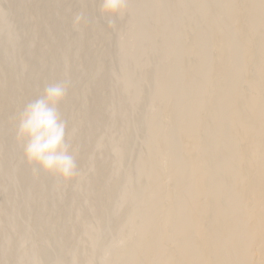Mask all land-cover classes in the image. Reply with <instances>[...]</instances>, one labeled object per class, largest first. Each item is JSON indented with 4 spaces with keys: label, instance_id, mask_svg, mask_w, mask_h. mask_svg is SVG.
I'll use <instances>...</instances> for the list:
<instances>
[{
    "label": "bare ground",
    "instance_id": "obj_1",
    "mask_svg": "<svg viewBox=\"0 0 264 264\" xmlns=\"http://www.w3.org/2000/svg\"><path fill=\"white\" fill-rule=\"evenodd\" d=\"M7 1H10V0H6V2ZM25 1H27V0H25ZM34 1L35 0H33V2ZM38 1H40V0H38ZM44 1L45 0H43L41 2L44 3ZM130 1L131 2H136L138 0H130ZM170 1L169 0H156V1L155 0H144L141 3V5H140V9L144 10V11L150 10V11L153 12V15H152V17L150 19V25H149L148 31L146 33L140 35V37H135L136 35H133V34L128 36V41L126 43H124V45H122L120 47L119 51L128 50L131 47L135 46L136 43L138 44V42L148 43V45H149L151 42H154L156 40V39H154V37L156 36L157 29L159 30L160 29L159 27H161V26H162V29L164 27V31H165V33L163 32L164 35L161 36L160 32L158 33V35L160 34L159 36L161 37V39H158V40H160V43H159L158 46H159V48L161 47L160 49H162L163 45H167L168 44V46H169L170 43H171L170 46H172V44H173V46H175L174 42H176V44L178 43V45H176L177 48H175V49L173 47L169 46L170 48H173V51L174 50L177 51V49L179 50V48H180V51H177L178 53L176 52L178 54V56L175 55L176 53L174 54L175 56H171V57H175L176 58L175 62L174 61L170 62V60H168L171 57L167 58V62H168L169 68L171 66L170 63H172V62L176 63V64H174L176 66L177 65L183 66L182 68H175L176 67L175 66L173 68L171 67L170 69L171 70L172 69L173 70H176V69L181 70V69H183V73L180 72L181 75L178 78V82H179V84H181V83L184 84V82L188 83V89L187 88H186L187 90L185 89L186 90L185 93H187L185 98L187 100H186V102L185 101L184 102L187 103L189 101V103H191V102L196 101V99L194 98V95L198 96V97L200 95L199 98H203V97H201V95L204 94V95H207V97L204 96L205 99H199V100L197 99L198 102L194 103V105L196 104L195 106L192 103L193 108L191 107L189 109V107H190V106H188L189 103H188V105L186 104L188 107H185L186 105H182L184 108L182 107L180 111H178L179 110L178 108H174V109H177V111H178L177 114H175L176 113V111H175V113H174L175 115L171 114L170 110H172V109H166V110H169L168 113L171 114V115L167 116V117H169L168 119L160 120L161 118L159 117L160 116V114H159L160 113V109L159 108H158L159 110L157 109L159 112L154 111L153 114L150 113L151 116L155 117V119L157 118L156 120L159 123H156V125L154 123V125L151 126L150 124H153L154 120L152 121V119H154V117H152V119H150L151 116L149 117V119H150V121H152V123L146 124L147 125L146 126L147 130H145V131H147V134H149V136H150V142H149L150 145L148 143V147H147V149H148L147 150L148 151L147 155L148 156L144 157L140 161L139 168L143 169V168H146V167H149V166H155V167H157V169H159L160 173L159 174L156 173L157 170H156V172H154L155 168H154L153 172L156 173L158 176L162 175L163 178L161 176L160 177V181H159V178H158L157 175H153V174H151L152 176L148 175V177L149 176L150 177L147 179V181L150 180L149 182H154V183L156 181L155 184L157 186H155L153 188H152V186H154L155 184L154 185L152 184L151 188H150V186H148V187L146 186L147 187L146 189H143V188H145L144 184H141V185L139 184L140 188L142 189V191L145 192V194H144L145 195V202L154 201L157 205L155 204L156 206H155L154 209L152 208V210H148L149 207H147L148 209H146L145 204H143V206L141 208V211L139 213H134L132 211L131 212L132 214H130V213L126 214V217H125L126 220L131 222V224H134L135 227L136 226H142V231L143 232H141L142 234L139 235V236L142 235L141 238H136V236H135L136 240H134L133 242L131 241L132 244H130L131 247H134V246L136 247L139 244L140 246H137V249L140 247V249H138L139 251L137 252V249H136V253H132V252H135V251L130 250L131 249L130 247H129V249H126V248H128V245H129L127 243V245H126L127 247L125 248V252L124 251L122 252L121 257L126 258V259H130L131 260L130 264H264V38H263L264 37V0H237L238 1L237 4L235 3L236 2L235 0H205V1L204 0H180L181 2H179V0L178 1L174 0L176 3L177 2L182 3L184 1V2L187 3V5L188 4H193V7L195 6V8H197V12L194 10V14H196V13H198V15H200L199 13H201V15L203 14V20H204V16H206L204 23H202V26L200 28L198 26H197L198 28H196V29L194 28L195 29V31H193L194 35H191L192 33L191 34L186 33L187 37H188V35H191V37L198 36V35H201V37H203L202 35L207 36V37H205V39H204V37L200 39V40H202V39L206 40V42H203L204 45L200 44L198 42V40H197L198 38L193 37V38H195L197 40V42L200 44V46L197 44V42H196V44L198 46H196V44L192 43L195 40L192 41L190 39H193V38L189 39V37H188V39H189L188 40L185 37L186 34H185V36L181 35V33L183 34L185 31L188 32V31L194 30L193 28L190 27V25L192 23L191 24L189 23V25H188V24H186L188 21L184 22L185 20L183 19L184 21L182 20V23L184 25H187V26L185 28H183L184 25L182 26V29H184L183 30L184 32L182 31L180 33L181 36L177 35L178 32H176V33L172 32V31H175L173 29L175 28L176 22L178 20L180 21L182 19L181 16L184 13H186L185 9H184L185 10L184 13H182L181 12L182 11L181 8L178 6L180 8V11H175V12L173 11V13H171V15L169 17L165 18V19H162L163 17L161 18L160 16L159 17L157 16V12L156 11H159L158 9L165 8L167 6L168 9L170 10V8H172L174 6L173 5L171 7L170 3L173 0L171 2ZM17 2H18V0H17ZM22 2L23 1H20L21 5L18 3L21 6V10L20 11L22 13V14L19 13V15L22 18H24V19L26 18L25 20L34 19L36 21L37 25H40V26L46 25V23L49 26L50 24H53V23H50L51 21L52 22L54 20H55V22H56V20L59 21V25L57 23V25L59 27L57 25L55 26L56 23L54 22L53 27L55 26L56 28L53 29L52 26H50L52 29L49 27L50 29L49 28H48L49 30L47 29L48 31H47V33L45 32V35H43L44 32L42 33L41 31L40 32L42 33V35H41V33L38 34L39 32L37 30L35 34L33 33L34 34L32 36L33 39L31 38L32 40H30V42H28L26 40L24 41V43H26V46H29V48H28L29 51L27 53V57L31 61V62L30 61L29 62L32 63V61H34L33 62V65H34L35 64V60L34 59H36V58L38 59V58H40V56H43V55H40L39 51H38V49L40 50L39 47L41 46V44L43 45L45 42L47 43V41H49L48 39L51 38V39H54V43L52 42L53 44L52 43L51 44L52 45L55 44V45L58 46L60 41L59 42L57 41V43H56L55 40L56 39L57 40L61 39V38H59L61 35H62L61 36L62 38H63V35L68 36V34H69L68 31H67L68 27L67 28L65 27L66 18H65V20L63 19V22H65V23H63V22H62L63 24L60 23V21L62 20V17H61L62 15L61 14H63L62 13L63 11H61V14H60L61 16H60L59 14H56L58 10L56 11V13L53 12V10H52V7L54 5L58 6L59 2L57 4H53V3L57 2V0H46V2H49L48 4H51V2H53L51 4L52 7L50 6L51 10L48 9L49 7L48 8L45 7L46 3L44 4L45 5L44 6L40 2L41 3L40 4L41 6H40L39 2H38V5L36 4L34 6V4L37 2V0H36V2L34 4L31 3V1H29V4L33 5L32 7L30 5H29V7H27V6L24 7V6H22L23 5ZM61 2L63 3V1H61ZM11 3H13V4H10V2L8 3V5L10 4L9 5L10 7H7V8H9V10H11V12H13L15 14L16 11H14V10H16V8H14V7L12 8V6H11V5L15 6L14 5L15 3H14V1L12 2V0H11ZM81 3H83V2H81ZM96 3H98V2H96ZM172 3H174V2H172ZM176 3H175V7L177 6ZM223 3H225L224 5H227V9H228L229 3H233L234 4V6H233V4L230 5V9H229L230 12H232L231 9L233 10V8L236 6V8H235V10H233V12L236 11L235 13H239V12L241 13V11H243V9L244 10L247 9L248 10V14L244 15V13L247 10L242 13V16H240L241 14H239V15L236 14L238 16V19L236 17L235 24H233V25H232V23L234 21H231L232 22L231 23L228 20V22H230L231 25H232V26H229L230 23L228 24L227 21L223 22L226 19V17H224L225 19L221 18V17L224 16L225 11L223 12V10L226 8L224 5H221V7H220V4H223ZM25 4H27V2ZM83 4H88V3L84 2ZM98 4H96V5L98 6ZM19 5H17V6H19ZM62 5L60 4V8L64 7ZM94 5H95V3H94ZM94 5L93 6H92V4L91 5H81L80 9H81V11L84 12V14L86 16L87 14L89 15V13L91 11H93L95 8L97 10L98 7H96V6L94 7ZM180 5H182V4H180ZM37 6H39V7H37ZM222 6H224V7H222ZM231 6L233 8H231ZM178 7H176V9ZM10 8H12V9H10ZM56 8H58V7H56ZM63 9L64 8H62V10ZM60 10L58 11V13L60 12ZM98 11H99V9H98ZM95 12H97V11H95ZM230 12H226V13H228V15L230 17H232L229 14ZM233 12H232V14L234 15L233 19H235L236 15ZM66 13H67V11H66ZM191 14H188V15L192 17L193 14L192 15ZM63 15H66V17H68L67 14H63ZM186 15H187V13H186ZM186 15H184V16H186ZM226 15L227 14H225V16ZM91 16H89V17L91 18ZM184 16H182V17H184ZM186 18H188L187 20L190 21L189 17H186ZM221 19H224V20L222 21ZM233 19L230 18V20H233ZM249 19H251L252 21H250L251 23H248V24L249 25L252 24V25H251V27L249 26V29H247L248 26H246L245 24H247ZM29 20H28V22H29ZM92 20H93V17H92ZM92 20L88 21V23H90V22L91 23L87 27L83 26L84 23H82L80 25V27H79L80 28V30H79L80 32H78L77 37H74L75 39L73 38L74 41H73L72 45H76V47H77V44H79V42H81L80 44H82V45L80 47H82V46H84V44H83L84 42H87V43L91 42V40L93 38L92 36L95 37V38H93L94 40H96V38H100L99 36H102V35L105 36L103 38V40L107 37L106 35H104V32H106L105 29H103L104 27L98 25L97 23L92 22ZM35 21H34V23H35ZM67 21H68V19H67ZM94 21H95V18H94ZM173 23H175L174 28L171 27V25ZM179 25H181V24H179ZM192 26H193V24H192ZM245 26L247 28H245ZM194 27H196V26L194 25ZM19 28H20V26H19ZM171 28H172V30H171ZM190 28H191V30H190ZM37 29L40 30V28H37ZM180 29H181V26H180ZM250 29H251V31H250ZM42 30H45V28L42 29ZM160 31L162 32V30H160ZM177 31H179V29ZM89 35H91V37H92V38L91 37L88 38V40L91 39L90 42L86 41V36L88 37ZM66 38H64V39L66 40ZM84 38H85V40H84ZM64 39H61V40L63 41ZM234 39H236L237 42H238V40H239V42L241 41V43L238 45L239 48L235 50V49H233L232 47L229 46L228 48H232L234 51L233 50L232 51L231 50H227L226 46L229 43L228 41L234 40ZM261 39H262V41H261ZM34 40L37 42V44H36V42ZM83 40H84V42H82ZM94 40L92 42L95 43ZM151 40H154V41H151ZM32 41L35 42V45H39V46H36L38 48L37 52L35 50L36 47L34 45H32L34 42L31 44ZM107 41H103V42H107ZM49 42H51V41H49ZM92 42H91V44H92ZM24 43H22L23 44L22 46L25 47ZM87 43H85V44H87ZM144 43H142V44L144 45ZM48 44H44V45H48ZM33 46L35 48L34 49H30V47H33ZM48 46H50V44ZM48 46H47V48H48ZM54 46H52V47H54ZM62 46H63V48H64V46H69V43H68V45L64 44ZM92 46H93V44H92ZM92 46H90V47H92ZM146 46H147V44H146ZM60 47H61V43H60ZM87 47H85L84 49H86ZM148 47H152V46H148ZM154 47H155V45H154ZM233 47L235 48V46H233ZM47 48L44 47L43 52ZM51 48L48 49V50H51ZM57 48L58 47H56V49ZM61 48H58V49H60L62 51ZM68 48H66V50H67L66 52H69L70 49H71V48H69V49ZM159 48H157L158 51H159ZM204 48L213 50V53L211 54L212 55V59H211L210 56H208V53L207 54L204 53V54L207 55L206 56L207 59L210 58V60H212V64L211 65H210L209 62H207V63H209V66L205 65L206 59L202 57V56H204V54L202 56L201 55L199 56V53H203V51L205 50ZM28 49H26V50H28ZM42 49H43V47H42ZM58 49L56 50V52H55V50L52 49L53 52L50 51V53L51 54L52 53L54 54V52L58 53L57 51H60ZM151 49L150 50L148 49V52L151 51ZM153 49H155V48H153ZM153 49H152V51H153ZM31 50H33V51H31ZM34 50H35V52H34ZM48 50H47V52H49ZM86 50H88V49H86ZM212 50H211V52H212ZM40 51H42V50H40ZM107 51L108 50H105V52L102 53V55L103 56L105 55V57L109 56ZM47 52L44 53L45 54L44 57L47 56V55L48 56L51 55V54H46ZM60 52H59V54H60ZM156 52L157 51L155 50V53ZM204 52H206V51H204ZM63 53H62V55H63ZM72 53L75 54L74 52H72ZM72 53H71V55H73ZM153 53H154V51H153ZM170 53H172V52H170ZM170 53H167V54H169V56H170L171 55ZM41 54H42V52H41ZM59 54H58V58H56V59L54 58L55 61L57 59H60L61 57H63V56L60 57L61 54L60 55ZM111 54H112V57H114L115 53L111 52L110 55ZM54 55L57 57L56 54H54ZM66 55H67V53H66ZM146 55H148V54H146ZM149 55H148V57H149ZM172 55H173V53H172ZM152 56H154V55H152ZM196 56L197 57L199 56V58H194ZM27 57H26V59H27ZM50 57H52V56H50ZM112 57H111V59H112ZM189 57H192V59L194 58V60H196V59L198 60V59H202V58L203 59L199 60L198 62H197V60L194 62V60L193 61H189L188 60V59H190ZM31 58L33 60H31ZM41 58H40V60L42 61L43 58L42 59ZM63 58L66 61L68 60L67 57H65V55H64ZM74 58H76V56H74ZM52 59H53V57H52ZM40 60L38 62L37 61L36 62L39 63V62H41ZM69 60H70V58H69ZM74 60H71V61L73 62ZM163 60H165V59H163ZM171 60H173V59L171 58ZM203 60H205V62ZM210 60H207V61H210ZM23 61L24 62L20 63V67H21V69L27 67L28 68V73H29L28 76L31 78L30 75H32L33 73H36L34 71H37L35 69L36 67L33 68L32 64H31L32 65L31 66L29 62L26 63L25 60H23ZM60 61H59V63H60ZM157 61L160 62V60L153 61V57H152V59L146 57V58H144L143 62L141 61L142 63L140 64V66H142L141 68H143V70H146L147 68H150V67L153 68V71H151V74H149V72H147V71H144V72H147V74H149L150 76L148 75L146 77L145 73H144V75H145L144 77L145 78L143 77L144 79L142 78L143 74H141V76H139L140 80L141 79H143V80H142V82H139V80H138V84L140 83L141 85L137 84L139 86L137 88V91L140 94H142V97L140 95V97H141L140 98L139 95H137L139 93H136V94L133 93L132 92L133 90L121 89V91L124 92V95H126L125 97L123 96L124 97V99H123L124 101H126V102L128 100L132 101L133 99H135V97H139L140 98V102L143 101L141 99H144V101L142 102V105H140V103H138L139 105L137 104L138 105L137 107L140 106V108H141V106H142V108L144 109L145 107H147L149 105L151 99H153V98L147 97V94H146L147 93L146 90H148V89H146L147 88L146 85L148 83V80H150L151 78L154 79V76L158 80L157 76H160L162 74V73L160 74L162 63L160 65ZM202 61L204 63H200ZM9 62H7V63L4 62V63L7 65ZM14 62L15 61H13V63ZM51 63H53V64L50 66ZM51 63L47 66V68L50 66L47 69L48 70L47 71L48 72L47 75H50L51 76V77L49 76L50 78H52L51 73L54 72V69H56L55 74H57V70H58V68H56L58 65H54L56 63L58 64V62L56 61V62H51ZM165 63H166V61H165ZM5 64H3V65H5ZM6 65L5 66L0 65V79H1V77H3L2 76L3 74L9 73V72H13L15 70L14 67H16V65L15 66L13 65V67H12L13 71L8 70L9 67H7ZM9 65L10 64H8V66ZM86 65H85V68L86 69L88 68L87 70H89V68H91V66L89 67L90 64L89 65L86 64ZM35 66H36V64H35ZM205 68H207L208 71ZM231 68H233V69L234 68H236V69L238 68V71L241 72V73H238V74L239 75L242 74L240 76H244L245 75L246 78L248 77L247 80H246L245 77H243V78H245L244 79L245 81H244V80H242L241 77L236 75L237 77H239V78H236V79H239L240 82H242V81L245 82V83L243 82L244 83L243 85L247 84V88H248V90L250 91V93L252 95H250L248 97L247 96L248 93H246V91H245L246 95L243 94L242 91L245 90L246 86H241L242 87V89L240 88L241 90L238 89L237 83H239V85H241L242 83H240L238 80L236 81V79H234L236 82H234V80H231V81H233L237 85L236 86L237 87V91L234 90L233 93H230V92L227 93L229 87H231L230 91L232 92V90H233L232 86H229L227 88V91H225V92L223 91L222 87L225 86L223 83L224 82L228 83V81H229L228 78H231L232 74L236 71V69H234V71L232 70V74H231V76H229V71L231 72V70H230ZM60 69L62 70V68H60ZM100 69H102V68H100ZM100 69H97V70L100 71ZM204 69L207 71V72L205 71L206 73H204V71H203ZM150 70H148V71H150ZM103 71H104V72H102L103 75H105L107 73L106 76H104L105 78L100 74L101 75V80L100 81L98 80L99 82L95 83L96 85L91 84V86L94 85V87H92V88H94V90H91L92 92L93 91H100V90L102 91V89L104 90L105 88L108 89L110 87L109 83H111V81L115 77H117L115 75L116 72L115 73L112 72V71H114L113 69H112V71H110V70L109 71L103 70ZM105 71H106V73H105ZM17 72H18V70H17ZM164 72L166 73V71H164ZM169 72L170 71H168V73ZM171 72H173V71H171ZM174 72L176 73V71H174ZM175 73H171V74L173 75ZM58 74L54 75V73H53V79H51V80L52 81H54L55 79L58 80L59 77H60V79H62L61 75H59V77H57L58 79L57 78L54 79V77L58 76ZM162 75H161V82H159V85L157 84L158 86L156 87V88H158L159 91L161 90L160 92H162V90L164 88V85H165V84H163V80L164 79L168 80V78H166L165 75L164 76H162ZM12 76L15 77L14 75H12ZM33 76H34V74H33ZM9 77H7V78H9ZM64 77L65 76L63 75V78ZM50 78H49V80H50ZM102 79H104V80L102 81ZM176 79H177V77H175V80ZM227 79H228V81H227ZM10 80H8V81H5V80L3 81L2 80L3 82L0 83V92L2 91L1 94H3V91L5 89H7L12 84V82L10 83ZM56 80H55V82H56ZM52 81H49V82H52ZM211 81H213V83H211ZM231 81L229 82L231 84H228V85H233L234 86L235 84H232ZM150 82H152V80H150ZM165 83H166V85H165L166 86L165 90H166L167 86H168L167 85L168 82L166 81ZM208 83H210V84L207 85ZM13 84H14V81H13ZM46 84H47L46 82H45V84L44 83L41 84L40 81L38 82V80H37L36 82H32L31 86L33 88H41L43 85H46ZM181 85H178V86L181 87ZM91 86L89 87L90 89H91ZM11 87H12L11 92L14 91L13 95H15L14 94V93H16L15 90L16 89H19V90L22 89L23 85L22 84H19V85L15 84V86L12 85ZM24 87H26V85H24ZM176 87H177V84H176ZM176 87H174V88H176ZM243 87H245V88H243ZM174 88H172V89H174ZM184 88L185 87H183V90H184ZM176 89L178 90V88H176ZM165 90H163V91L165 92ZM169 90L170 91H167L166 93L162 92L164 97L161 99V101H160L161 103L160 104L162 106H164V107L168 105V108H171V107H174L172 105L173 104V100L176 101V99H174L173 97L174 96H178V94H180V98H181L182 95H184V94L182 92H180V91H177V90H176L177 92L175 90H171V88ZM16 91H18V90H16ZM137 91H136V88H135L134 92H137ZM8 92H9V90H8ZM76 92L74 91V93H73V92L70 91L71 94L69 93L70 94L69 97L70 98L71 97H75V96H77V98H85V97H87V95H83L82 94L83 92L81 93L82 95H78ZM84 92H85V94H89L90 93V92L86 93V91H84ZM78 93L80 94V92H78ZM94 93H93V95H94ZM130 93L134 94V98L133 99H131V97H133V95L131 96ZM181 93H182V95H181ZM223 93L224 94L227 93V95L223 96L224 95ZM95 94L97 96L95 95L94 97H92V95L90 94V97H92V98L89 97V101L90 100L91 101H97L96 102L97 104L95 106V111H92V109H94V106H92L91 111L89 110L90 114H91V112L92 113L94 112V113L92 115H90V114H88V111H86L87 114L90 117H88L86 115V112H84L85 116H87V117L84 118L85 120H81L80 119L81 121L80 120H79V122L77 121L78 124L76 122V124H77L76 126L82 125V126L88 127L87 130L84 129L85 130V131H83L84 133L81 132V133H83L82 136H81L83 139H84V137H86V138L88 137L89 138V136L91 137V135H92V137H93L95 135V133H94L95 130L93 129L94 132L92 131L93 126H95V127L96 126H103L105 124V121L107 122V120H104V124H103L102 118H103V114H105L103 112H105V110H106L105 99L108 98V97H106L105 99H103L104 97L102 99H100V96L98 95L99 93L98 94L95 93ZM143 94H146V95H144V98H143ZM10 95H12V93ZM10 95H9V97H10ZM100 95H101V92H100ZM135 95H137V96H135ZM232 95H234V96H232ZM222 96L224 98L223 99L220 98L221 99L220 100L219 97H222ZM215 97H218V98H215ZM11 98H12V96H11ZM14 98H16V96ZM28 98L29 97H23L22 101L23 102H28V100H29ZM9 99L6 98V100H5V98H4L5 102H3L4 100L0 101V103L2 102L0 104V138H1V136L7 134V132L9 131L8 129H6L5 127L2 126V121H4V119L6 120V117L8 118L7 114H8V111L10 109L9 106H10L11 101H12V99H10V101H9ZM178 99H179V97H178ZM178 99H177L176 102L174 101L175 104L180 100V99L179 100ZM182 99H184V96H183ZM193 99H195V100H193ZM216 99L217 100L219 99L220 101L218 100L219 101L218 102ZM136 100H138V99H136ZM190 100H191V102H190ZM214 100H216L217 102L214 101ZM108 101H109V99L107 100V102ZM116 101L117 102L115 104L116 105L115 110H116V108H117V110L115 112H116L117 117H118V115H119L118 113H120L119 112L120 111V107L123 108L122 106L125 103H124V101H121L120 99H119V102H118V100H116ZM131 101H129V102H131ZM212 101L214 102V104L212 103ZM171 102H172V104H171ZM184 102H181L180 105L182 103H184ZM94 103L91 102L92 105ZM215 103H217V104L215 105ZM170 104H171V106H170ZM161 105H160V107L162 108ZM106 106H107V104H106ZM205 106L209 107V110L205 109V110H208V113L206 114V116L204 115V117H202L203 121L200 120V118H201L200 116L198 118H199V120L201 122L197 119L198 123H199L200 130L204 131V132H206V131L207 132L208 131L212 132V135L215 134L217 137H214V138H218L217 142L220 141V143H221L222 140H226L227 139L229 147H226V145H225V148H224L223 147L224 143L223 144L221 143V146L223 147V149L219 148L220 145H218L219 146L218 147L217 146V142H215V140L213 138H212V140H214V142L216 143L215 145L217 147H214V144L212 146V144H211V143H213L212 140H210L211 141L210 142L211 146L209 145L207 147V144H205V142L208 141L206 139V138H208L207 137L208 135L206 134L207 136H206L205 140L203 139L205 133H204V135L202 133V136H200L201 134L197 135V136H200V141H201V139L204 140V141H202L203 143L200 142L201 144L199 142H198L199 144H197L196 142H193L194 141L193 139H194V137L196 135L193 137V139L189 138L188 136H186L187 135L186 132L188 130H190V129H188V126H193L194 124L197 123L196 122L197 120L191 121L189 123V125L188 124L186 125V123H188L191 119H194L197 116L196 115L198 113V112L196 113L197 109H198L197 111H199L201 108H203V107L205 108ZM164 107L162 109H164ZM208 107H206V108H208ZM125 108L127 109L126 106H125ZM142 108H141V110H143ZM165 108H167V107H165ZM59 109L63 110V108H60V107H59ZM62 110L60 112H62ZM113 110L110 112L111 114H112ZM128 110H126V111H128ZM163 111H162V114H161L162 118H163ZM193 112L196 113V114H192ZM202 112H205V111H203V109H202ZM218 112H219V114L222 113V112L224 113L222 121H220L221 123L218 122L219 120L216 121V122L220 123V125H218V123L217 124L215 123L216 125H214L213 122H212V125H210L211 121H214V120L219 119L221 117V115L219 116ZM130 113H131V111H130ZM200 113H201V111H200ZM113 114H115V113H113ZM121 114H125L124 111ZM164 114H166V113H164ZM192 115H196V116L194 118H191L186 123H184L186 121V119L184 121H183V119L187 117V120H188L189 117H192ZM114 116L116 117V115H114ZM131 116L135 117V115H132V113H131ZM216 116L217 117L219 116V117L217 118ZM132 117H130L129 119H124L125 117L122 118V116H121V118L123 120L121 121V118H120V121H118V124L120 122V130L121 129L127 130L132 125V121H130V119ZM215 117H216V119H215ZM164 118H166L165 115H164ZM212 118L214 120H212ZM132 120H136L135 122L139 121V120L137 121V119H135V118H132ZM208 120H211V121H209L210 123L208 122L209 125L207 123ZM108 121L112 122L113 120L110 121V119H109ZM115 121L117 122V119H115ZM115 121H113V122H115ZM116 122L114 124L117 126ZM135 122L133 121L134 124H135ZM138 123H140V121ZM157 124H158V126H157ZM196 125H198V124H196ZM105 126L107 127V125H105ZM108 126H110V125L108 124ZM136 126L133 125L131 127L134 129ZM153 126H155V127H153ZM211 126H213V127H211ZM113 127H114V125H113ZM117 127H118V130H119V125ZM102 128H104V127H102ZM160 128H161V130L165 129V128H167V129L170 128L171 132L168 129L167 133L170 132L168 134H170V136H172V138L174 136V137L178 138V140H180V144L181 145H179L180 148H178L179 149L178 151H177V149H175V150L173 149L174 150L173 151L172 148H169V149H171V151L167 150V146L166 145H165L166 149L163 148V145H164L163 143L166 144L167 141L170 138L167 140V137H169V135H167V137H166V135H164L165 137H163V138L164 139L166 138L165 142H163L164 140L160 141V139H158L157 135H156L157 132L160 130ZM194 128H195V131H198V130H196V126ZM133 129H130V130H133ZM112 130L115 131L116 129H112ZM115 132L118 133V131H115ZM121 132L122 131H120V133ZM198 132H197V134H199ZM121 134L124 135L123 132ZM121 134H119V135H121ZM212 135H209V136L213 137ZM81 137L78 136L77 137L78 139L77 138L76 139L77 140H79V139L81 140L82 139ZM119 137L122 138V136H119ZM158 137H159V135H158ZM229 137L231 138L232 143H229L230 142V138ZM125 138L126 137H123V139H121V140H123V142H124ZM80 140H79V143H81ZM197 141H199V140H197ZM14 142H17L16 139L14 140ZM76 142H78V141H76ZM76 142L73 141V143H76ZM127 142L128 141H126V144H127ZM224 142H226V141H224ZM194 143H196V144H194ZM126 144H125V147L128 146V145L126 146ZM225 144H227V142ZM0 145H1V143H0ZM123 147H124V143H123ZM173 148H176V147H173ZM226 148L228 149V151L232 152V153L228 152V153H231L232 155H231V157H229V155H228L229 159H226V161H224L222 163L220 161H221V159L224 158L223 157L224 154L227 155V153H225V152H227ZM224 149H226V150H224ZM125 151H128V150H125ZM20 154H21V157H22L20 160H24L23 153L20 152ZM20 154H19V156H20ZM120 154L122 155V153H120ZM121 155H120V157L123 156V155L122 156ZM10 156H13V154L12 155H10V153L6 154L4 156V158L2 159L1 163H0V174L1 175L4 174V172L6 170V165L5 164L9 160ZM125 156H127V155L124 154V157ZM120 157H119V159L116 160V163L114 162V164H115V165H113L114 169L112 167L106 168V166L108 164L105 167H102L103 164L105 165V163H103V159H100V160H102V164H98V162L96 163V165L92 164L94 166V169H96L95 170L96 172H95V176L94 177H92L91 179L89 178V181H91V183L94 184V185L91 184L93 187L95 186V189L93 191L98 192L99 194L100 193H102V194H100V195L97 194L98 196L94 195V200L92 199L93 197H90L93 200V202L88 205L89 206V210L87 209V212L89 211V213H90V211H91L90 216L92 215L93 217H95V218H92V219H96L97 220V219L100 218L99 222L97 220L99 225L96 223V226L92 227V228H88L89 230L88 229H84L85 227L84 228H81L80 226L77 227L78 225L74 226V227H77V228H75L76 232L81 228L80 229L81 231H78V232H81V233L83 232L84 236H86L88 240L93 241V239L95 237H96L95 239H97V236L99 237L101 235V233L102 234L104 233L103 231H105L104 229L108 225V223H106V222H108V218L106 217L107 210L105 211V208L107 207L106 203H109L111 200H113V201L115 200L112 197H117L118 196V195L116 196V194H115L117 191L120 190V192H121L120 187H122V186H120V185L122 184L121 183L122 180L120 179V177H119V179L121 181L119 179L114 181L115 183H117V185L113 184V183H111L112 185L111 184L109 185V183L106 182L107 181L106 180L107 177L109 175H112L111 172H113V171L117 172L116 170H118V169L115 170V167L119 166L121 164V162H123L125 160V158L122 159ZM78 158H80V156H78ZM81 158H83V160L84 159L86 160L87 156H84V157H81ZM176 158L177 159L179 158L182 161H180L179 159L177 161ZM225 158H227V157H225ZM83 160H82V162H83ZM173 160H176V161H173ZM23 162L26 164L25 161H23ZM76 162H77V164L79 163V161H77V160H76ZM175 162L176 163L180 162V163H179V165H177L178 163L175 165ZM24 163H23V165L25 166ZM21 165H19V168H18L19 171H20L21 168L24 167V166L21 167ZM97 165H100L102 168H98L99 166L97 167ZM26 166H28V164ZM79 166H81V164ZM29 168L28 169L25 168L26 171L24 170L23 171L24 173L22 172V174H20V172H18L19 174L16 177H13V180L15 182V186L18 185V187H19V185H20L22 187H25V188H23L25 190L24 194H26L27 196H28L29 193L27 194L26 192H30L29 191L30 188H32V191L30 192L32 194V192H34L33 189L36 190L38 185L41 184V183H39L40 181L38 180L39 184L37 185V182H36L37 187H35L36 185L34 186L35 183L33 184L32 180H34V182H35V180L37 181L38 178H41V179L44 178L45 179L46 176L47 177L48 176L52 177L51 175L44 174L43 172H40L38 175H34L33 172H32V168H30V169ZM175 173L176 174L179 173L180 174V175H178L179 177ZM170 174L171 175H175V176H177L180 179H176L175 178L176 181L173 182L171 180V178H173V177H171V178L169 177L168 179L171 180V181L168 180V182L169 183L172 182V186L170 184L171 187L167 188L168 185L167 186H165V185L168 182H166L165 185H164L161 182V180H164V177L165 176L167 177ZM221 175L223 176V178H222ZM225 175H226V177H225ZM35 177H38V178L34 179ZM50 177H49V179L51 180ZM44 179H43V181H44ZM46 179H45V181L51 182L48 178H46ZM166 179H165V181H167ZM74 181H75V183L77 182L76 180H74ZM119 181H120V184H119ZM30 182H32L33 186L36 189L34 187H32V184L30 185ZM78 183H80V182L78 181ZM83 183H85V185L84 184L83 185H84V187H86V182H83ZM107 183H108V186H111V188H108V187L105 188ZM160 183H162V185ZM87 184H90V182L89 183L87 182ZM29 185L31 187H29ZM41 185H40V187H41ZM47 185H48L47 183L43 184L44 187L47 186ZM70 185L72 186L73 184H70ZM74 185L76 186V184H74ZM80 186H76L75 188L71 187V188L75 189L74 190L75 191V194H74L75 196L72 194L74 197L72 196L73 198H72V200L70 202L71 204L69 203L70 205L67 203L68 206H71V205H74V206L75 205L76 206L83 205L84 202L82 201L81 198L83 196H86L89 193V191H90V193L93 192L91 190L92 187H90L89 185L88 186L91 189L88 192L86 191L88 189V186L86 187L87 189L83 188L82 186L80 187ZM22 187H20V189ZM44 187H42V189ZM104 189H106V190H104ZM14 190H15V188H14ZM24 190H23V192H24ZM37 190H39V188ZM39 192L37 191L38 195L42 194V191H41L40 194H39ZM50 192H51V190L49 189V192H46V193H48V195H46V197L49 196ZM120 192H117V193H120ZM91 194H96V193L93 192ZM38 195H36L35 198ZM29 196H30V194H29ZM41 196H38V197H41ZM43 196H45L44 195V191H43ZM7 197H8V195H7ZM9 197H11V194L9 195ZM9 197L7 198L8 201H10V202L11 201L12 202L16 201V200L13 201V200L9 199ZM31 197H32V195H31ZM38 197H37V200H39ZM109 197L112 198V199H110ZM125 197H127V196H125ZM125 197H124V199H125ZM49 198H50V196H49ZM107 198H109V202H108ZM134 198L131 199L130 202L132 200H134ZM20 199H17L19 203L16 201V203H18V205L19 204L21 205L22 201H26L27 200V202H28V200L29 201H31V200L34 201L35 200L34 196H33V199H31V200H30V197H25L24 198L25 200H22L23 199V197H22V199H21L22 201L20 202L19 201ZM45 199L46 200H44V201L46 202L47 198H45ZM83 199L85 201V197ZM87 199H89V198H87ZM91 199H89V200H91ZM40 200H42V199L40 198ZM89 200H88V202H89ZM106 200H107V202L106 203L104 202L105 203L104 206H106V207L105 208L102 207V209L105 211V212H103V210L100 208L101 207L100 205H103L102 204L103 201H106ZM120 200H121V202H123L122 198ZM127 200H128V198H127ZM127 200H125V202H128ZM8 201H5L6 202V204H5L6 207L10 203ZM7 202H8V204H7ZM45 202L43 204H45ZM16 203H14L15 205L13 203L10 204V205L16 206ZM35 203L36 202H34L33 206L34 205H36V206L39 205V204H35ZM39 203H40V205L42 204L41 202H39ZM85 203H87V202H85ZM111 203H113V202H110L109 204H111ZM1 204H2L1 206L3 207L4 201ZM122 204H124V203H122ZM133 204L136 206V204H137V200L136 199H135V201H132V204L130 206L131 209L136 210L135 207L132 206ZM10 205L8 207L11 208L12 206H10ZM36 206H34V207H36ZM88 206L86 205L85 208L86 207L88 208ZM138 206L139 205H137L136 208ZM6 207H3L2 210L4 208H6ZM75 207H73V208L75 209ZM126 207H127L126 208L127 212H129V209H128L129 206H126ZM150 207H152V206H150ZM153 207H154V205H153ZM12 208H11V210H12ZM65 208H66V206H65ZM67 208L71 209L72 206H71V208L70 207H67ZM82 208H84V207H82ZM82 208H81V210H82ZM34 209H36V208H34ZM100 209H101L102 212L100 211ZM4 210L6 211L7 209H4ZM11 210L8 211V213L11 212ZM13 210H14V208H13ZM38 210H40V208ZM84 210L85 209H83V211ZM3 211L1 212V209H0V212H1L0 213V222L5 220V218L8 219L7 217L4 216V215H6L7 211L5 212V214H4ZM65 211H66V209H65ZM79 211H80V208H79ZM180 211H184L186 216H187V217H185L187 219L186 221H184L185 218L183 219L185 224L181 220L182 222L180 224L184 225L183 227L179 224V218L176 217L179 214H177L175 216L177 219H175V218L173 219L175 213L176 212L178 213ZM75 212H76L75 214H78L77 213L78 210L77 211L75 210ZM8 213H7V215H8ZM64 213H66V212H64ZM69 213H70V211H69ZM102 213L104 215H102ZM142 213H143V216H142ZM22 214H25V213H22ZM26 214L24 216L27 218L28 216H26ZM79 214H80V216L79 215H75V217H77V219L80 221L79 225L82 226V224L85 223L84 219H87L88 217H86V218L83 217L84 219H82V216H85L86 214L83 215V212H82V215H81V213H79ZM21 215H19V216H21ZM74 215L71 216L72 219H73ZM157 215L158 216L161 215L160 216L161 218L160 217L158 218L159 220L161 219L159 223H158V220H157V222H155V220L157 219L155 217ZM33 216L35 217V215H33ZM65 216H66V214H65ZM69 216L65 217V218L67 219V218H69ZM88 216H89V214H88ZM102 216L107 218V220L105 222L103 220L104 218H102V220H101ZM25 217H22V218H25ZM65 218H63V223L65 222L64 221ZM11 219H8L9 221L5 220V224H6V222L10 223V222L13 221L12 223L8 224V226H9L8 228L9 229L10 228H16L15 225H14L15 221L11 220ZM17 219L15 218V220H17ZM33 219H36V217L33 218ZM77 219H76V222L78 221ZM69 220H68V222H70ZM81 220H83L84 222L82 223ZM176 220H178V221H176ZM37 221H38V219H37ZM72 221L74 222V224L76 223L74 220H72ZM68 222H66V223H68ZM103 222L106 223L107 225L105 226V224ZM2 223H4V222H2ZM2 223H1L0 226H3ZM156 223H158V225ZM68 224H70L73 227V223L70 222ZM68 224H66V226ZM61 225H63V224H61ZM5 226H7V224ZM16 226H17V224H16ZM64 226H61V227H64ZM180 226L182 227L181 229H180ZM131 227H132V225H131ZM0 228H2V227H0ZM8 228L5 227V229H7L9 231ZM139 228H136V229H139ZM45 229H44V231H45ZM64 229L66 230L67 228H64ZM64 229L62 230L63 232H64ZM70 229L72 230L71 227H70ZM116 229H117V227H114V231ZM7 230H6V232H7ZM69 230H68V233L71 231V230L70 231ZM134 230L135 229H133V231ZM73 231H74V234H75L76 232H75L74 228H73ZM45 233L46 232H44V234ZM68 233H65V237L68 238L67 240H69L71 238V237L69 238L70 234H68ZM132 233H134V232H132ZM132 233L130 231V235H127V236H130V238H129L130 240H133V239H131V237L133 235ZM41 234L43 235L42 231H41ZM66 234H68V235L66 236ZM54 236L58 238V235L57 236L54 235ZM70 236H73V233ZM78 236H80L79 233H78ZM57 238H54V239H57ZM59 238H60V236H59ZM98 240L100 241V239H98ZM45 241H46V239L44 240V242ZM48 241L50 242L52 240H48ZM55 241H57V240H55ZM55 241H54V244H55ZM60 241H62V240H60ZM49 242L47 243V241H46L45 243L48 244V246H49L50 245ZM56 243H58V241ZM61 243L63 244V242H61ZM99 243H101V242H99ZM62 244H61V247H62ZM93 244H96V246H92L93 248H91V250H90V253H91L90 257L91 258H90L89 262L87 261L88 262L87 264H90L91 261L94 260V259L95 260L98 259V258L101 259L102 251L105 248V243L104 242L101 243L102 245L98 244V246H97V243H93ZM168 244L172 245V247H169ZM51 245L50 246L53 248V243H51ZM55 245H57V244H55ZM59 247H60V245H59ZM77 247H80V244H78ZM167 247H168V249L170 251L167 249ZM173 247H174V250H175V247H176V252L173 251L174 253H176V255L175 254L173 255L172 252H171L172 249H170V248H173ZM134 248H132V249H134ZM177 248H178V250H177ZM47 251L48 250H46L44 252H47ZM44 252L41 251V253H44ZM41 253L39 252L36 255L39 254V256H40ZM44 254L45 255L42 254L43 256L41 255L42 257L41 256L40 257L45 262H47V259L49 257L52 258L51 255H55L53 251L51 252V255L48 252V254L50 256L46 255L47 253H44ZM55 256H57V255H55ZM55 256H53V257H55ZM40 257H39V259H40ZM31 258L32 259L30 261V264H42L41 263L42 261L40 262V260L37 259L38 257L36 258L35 256L34 257L32 256ZM57 258H59V259H57ZM55 259H56L55 260L56 262H57V260L58 261L62 260L58 256L55 257ZM50 261H51V259H50ZM61 262L62 263H60V261H59L60 264H65V263H63L64 261H61ZM113 262H114V260L108 259V264H113ZM50 263L52 264V262H50ZM85 264H86V262H85Z\"/></svg>",
    "mask_w": 264,
    "mask_h": 264
},
{
    "label": "rangeland",
    "instance_id": "obj_2",
    "mask_svg": "<svg viewBox=\"0 0 264 264\" xmlns=\"http://www.w3.org/2000/svg\"><path fill=\"white\" fill-rule=\"evenodd\" d=\"M14 1V5L15 6H13V5H11L12 6V8L14 7V8H16V10H14V11H16L15 12V14L13 13V12H11V10H9V8H7V7H10L9 5L10 4H13V3H11V0L10 1H7L8 3L10 2V4L8 5V3L6 2V0H0V65H2V66H5L6 64L4 63V62H9L8 64H10L9 66H8V64L6 65L7 67H9V69L8 70H10V71H13V65L15 64L16 65V67H14V69L16 70H14L13 72H9V73H5V74H3L2 76L3 77H1V79H0V83L1 82H3L4 80L5 81H8V80H10V83L12 82V84L7 88V89H5L4 91H3V94H1L2 93V91L0 92V101H3L4 100V98H5V100H6V98L7 99H12V101H11V104H10V109H9V111H8V114H7V116H8V118L6 117V120L4 119V121H2V126L3 127H5L6 129H8L9 131L7 132V134H5V135H3V136H1V138H0V143H1V145H0V163H1V161H2V159L4 158V156L6 155V154H8V153H10V155H12L13 154V156H10V158H9V160L6 162V170H5V172H4V174H0V202L1 203H3V201H4V204H3V207H6V202L5 201H8V197H9V195L11 194V197H9V199H11V200H13V201H17L18 202V200L17 199H22V197H23V199L22 200H25L24 198L25 197H30V200L31 199H33V196H34V201H29L28 200V202H27V200L26 201H22L21 199L19 200L22 204L20 205H18V203H16V201L15 202H12L13 204L14 203H16V206H14V205H10V204H12L10 201H8V202H10L9 204H8V202H7V204H8V206L10 205V206H12L13 208H14V210H13V208H12V210H11V208L10 207H6V208H4V209H7L6 211L4 210H2V204L0 203V209H1V212L3 211L4 212V214H5V212H6V215H7V213H8V211H10L11 210V212H9L8 213V215L6 216V215H4L5 217H7L8 219H11V220H14L15 222V227L16 228H8L9 226H8V224H10V223H12V222H10V223H8V222H6V224H7V226H5L6 224H5V220L7 221L8 219H6L5 218V220H3V221H1L0 222V225H1V223L2 222H4V223H2L3 224V226H0V227H2V228H0V263L1 264H30V261H31V257L33 256H35L38 260H40V262L42 263V264H51L50 262H52V264H60V263H62L61 261H64L63 263H65V264H85V262H86V264L89 262V260H90V255H91V253H90V250H91V248H93L92 246H96V244H93V243H97V246H98V244H100V245H102L101 243L102 242H104L105 243V248H104V250L102 251V257H101V259H94V260H92L91 261V263L90 264H108V259H112V260H114V262H113V264H130L131 263V260L130 259H126V258H123V257H121V254H122V252L124 251L125 252V248L127 247L126 245H127V243L129 244L128 245V248H126V249H129V247L131 248L130 250H132V251H135V252H132V253H136V249H137V246H140L139 244L134 248V247H131L130 246V244H132L131 243V241L133 242L134 240H136L135 239V236H136V238H141V236H139L140 234H142L141 232H143L142 231V226H134V224H131V222H129V221H127L126 220V214L128 213H130V214H132L131 212L133 211L134 213H139L140 211H141V208H142V206H143V204H145V206H146V209H148L147 207H149V209L148 210H152V208L154 209L155 208V206L157 205L154 201H147V202H145V192L144 191H142V189L140 188V185L141 184H144V187L145 188H143V189H146L148 186H150V188H151V185L153 184H155L156 183V181H155V183L154 182H149V181H147V179L150 177H148V175H151V174H153V175H157L156 173H160L159 172V169H157V167H155V166H149V167H146V168H143V169H141V168H139V164H140V161L144 158V157H147L148 155V149H147V147H148V143L150 142V136H149V134H147V131H145V130H147L146 129V124H149V123H152V121H153V124H150L151 126L152 125H154V123H155V125H156V123H159V122H157V118L155 119V117L154 116H151V114H153L154 113V111H156V112H159L158 110L160 109V120H163V119H168L169 117H167V116H169V115H175V114H177L178 113V111H180L181 110V108L183 107L182 105H188V103H189V101L187 102V103H185L186 102V95H187V93H185L186 92V90L188 89V83H185L184 82V84L186 85H184L183 83H181V84H179V82H178V78L180 77V72L181 73H183V69H181V70H179V69H176V70H171L170 68L172 67H175L176 65H174V64H176V63H170L171 61H174L175 62V60H176V58L175 57H171V56H178V52L177 51H180V48H179V50L177 49V51H173V48L175 49V48H177V46L176 45H178V43L176 44V42H174L175 43V46H173V44H172V46H170L171 45V43H170V47H173V48H170L169 46H168V44L167 45H163L162 47V49H160L159 48V43H160V40H158V39H161V37L159 36L160 34H161V36L162 35H164V33H165V31H164V27H163V29H162V26L161 27H159L160 29L158 30L157 29V32H156V38L154 37V39H156L155 41L154 40H151V41H154V42H149L150 44L148 45V43H144V42H138V44L136 43L135 44V46H133V47H131L130 49H128V50H125V51H119V49H120V47L122 46V45H124V43H126L127 41H128V36H130L131 34H133V35H136L135 37H140V35H142V34H144V33H146L147 31H148V28H149V25H150V19H151V17H152V15H153V12L152 11H150V10H146V11H144V10H141L140 9V5H141V3L144 1V0H138V1H136V2H129V5H128V10H127V13H126V15L123 17V18H121V19H118L117 21H116V23H115V26L114 27H110L109 25H108V23H107V21L105 20V18H103L101 15H100V13H99V11H98V9H99V2H98V0H57V2H55V3H53V2H51V4L53 3V4H57L58 2H59V4H58V6H53L52 7V5L51 4H48L49 2H46V0L44 1V3L43 2H41V1H43V0H40V1H38L37 0V2H36V0L33 2V0H27V1H25V0H18V2H17V0H12V2ZM20 1H23L22 2V6H24V7H29V5L32 7L33 5L32 4H29V1H31V3H35L34 4V6L37 4L38 5V2H39V5L42 3V5H44L45 3V7H49L48 9H50L51 10V7H52V10H53V12H55L56 13V11L58 10H60V12L58 13V11H57V13L56 14H61V11H63L62 13L63 14H67V16L68 17H66V15H63V14H61L60 16L62 17V20L60 21V23H62L63 22V19L65 20V18H66V20H65V22H63V23H65V27L67 28V31H68V36H65V35H63V38L60 36L59 38H61V39H64V38H66V40L64 39L63 41L61 40V39H56L55 41H56V43H57V41L59 42V45L57 46V45H55L56 47H58V48H61L62 49V51L60 50V49H58V50H60V51H57L58 53H55L56 52V47L54 46V45H52L53 43H54V39H48L49 41H51V42H49V41H47V43L45 42L44 44H50V46H48V45H42L41 44V46L39 47L40 48V50H42V51H40L36 46H39V45H35V42L34 41H32L31 42V44L32 45H34L33 47H30V49H34L35 48V50H36V52H37V49H38V51H39V54L40 55H43V56H40V58L42 59V61L40 60V58H38L41 62H39V63H37L39 60L36 58V59H34L35 60V64H36V66H35V64L33 65V62L34 61H32V63H30L31 61H30V59L27 57V53H28V51H29V46H26V43H24V41L26 40V41H28V42H30V40H32L33 38H32V36L36 33V31L38 30V34H40L41 32L43 33V35H45V32L47 33V31L51 28L50 26H52V28L54 29V28H56L55 26L57 25V23H58V25H59V21L58 20H56V22H55V20L52 22H50V23H53V24H50L49 26H48V24L46 23V25H43V26H40V25H37V23H36V21L34 20V19H31V20H29V19H27V20H25L24 18H22L20 15H19V13H21V3H20ZM61 1H63V3L61 2ZM156 1V0H155ZM170 1V0H169ZM172 1V0H171ZM170 1V2H171ZM176 1V0H175ZM174 0L172 1V2H174V3H170L171 4V7L172 8H170V10L168 9V7L166 6L165 8H160V9H158L159 11H156L157 12V16L159 17H163L162 19H165V18H167V17H169L170 15H171V13H173V11L175 12V11H180V8H181V12L182 13H184V11L187 13V15L188 14H191L192 12V17L194 16H196L195 18L193 17H191V16H187L186 15V13H184L182 16H184V15H186V16H184V17H182L181 16V20L179 21H177L176 22V25H175V23H173L172 25H171V27L172 28H174V25H175V28L173 29V30H175V31H172V32H178L177 33V35L178 36H181V35H183V36H185V34L186 33H189V34H191V35H194V33H193V31H195V29L196 28H200L201 26H202V23H204V21H205V17L206 16H204V20H203V14L201 15V13H199L200 15H198V13H196L197 12V8H195V6L193 7V4H188L187 5V3L186 2H182V3H179V2H181L180 0H179V2H175ZM178 1V0H177ZM205 1V0H204ZM236 2V4H237V0H235ZM17 2V3H16ZM27 2V4H25ZM41 2V3H40ZM81 2H86V3H88V4H83V3H81ZM96 2H98V3H96ZM20 5H19V4ZM81 3V4H80ZM94 3H95V5H94ZM175 3L177 4V6L176 7H178L177 9H176V7H175ZM19 5V6H17V5ZM60 4L62 5V6H64V7H62V8H64L63 10H62V8H60ZM92 4V6L94 5V7L96 6V7H98L97 8V10H96V8L93 10V11H91L90 13H89V15L87 14L86 16H85V21L83 22L84 23V27L86 26H88L90 23H88V21H90V20H92V17H93V20H92V22H94V23H97L98 25H100V26H103L102 28L103 29H105V31L106 32H104V35H106L107 37L103 40V38L105 37V36H99L100 38H96V40H94L93 38H95L94 36H92L91 37V35H89L88 37L86 36V41H88V42H90V40L91 39H89L88 40V38H92V40H91V42L94 40L95 41V43L94 42H92V44H93V46H92V44H91V42L90 43H87V42H84V40H85V38H84V40L82 41V42H84L83 44H84V46H82V47H80L82 44H80L81 42H79V44H77V47H76V45H72V43H73V41H74V37H77V34H78V32H80L79 30H80V28L78 29V30H74L73 29V27H72V17H73V15L76 13V12H78V11H81V5H91ZM96 4H98V6L96 5ZM180 4H182V5H180ZM225 3H223V4H220V7H221V5H224ZM228 4V3H227ZM233 3H229V5H228V9H227V5H224L226 8V10L224 9H222L223 10V12L225 11V14H227L228 15V13H226V12H230V5H232ZM48 5V6H47ZM190 5V6H189ZM41 6V5H40ZM51 6V7H50ZM224 6H222V7H224ZM233 6H234V4H233ZM37 7H39V6H37ZM55 7V8H54ZM56 7H58V8H56ZM12 8H10V9H12ZM194 8V9H193ZM231 8H233L232 6H231ZM235 8H236V6L233 8V10H235ZM55 9V10H54ZM174 9V10H173ZM185 9V10H184ZM188 10V11H187ZM194 10L196 11L195 13L196 14H194ZM233 10L231 9V11L233 12ZM247 10V9H246ZM246 10H244L243 9V11H241V13L239 12V13H235V12H233V13H235V15L237 14V15H239V14H241L240 16H242V13L243 12H245ZM66 11H67V13H66ZM95 11H97V12H95ZM65 12V13H64ZM93 12V13H92ZM190 12V13H189ZM232 12H230L229 14L232 16V17H230L229 15L227 16H225V14H224V16L223 17H221V18H224V17H226V19L224 20V19H221L223 22H225V21H227L228 22V20L231 22V21H234L233 23H232V25L233 24H235V21H236V17H237V19H238V16L236 15L235 16V19H233V14H232ZM247 12V13H246ZM245 13H244V15L245 14H248V10L246 11ZM22 14V13H21ZM71 15V16H70ZM92 15V16H91ZM20 16V17H19ZM24 16V15H23ZM89 16H91V18L88 17ZM202 16V17H201ZM239 16V17H240ZM186 17H189V19H190V21L189 20H187L188 18H186ZM192 19H191V18ZM70 18V19H69ZM89 20H88V19ZM94 18H95V21H94ZM230 18H232L233 20H230ZM23 19V20H22ZM67 19H68V21H67ZM185 21H184V20ZM28 20H29V22H28ZM182 20L184 21V22H186V21H188L186 24H188L189 25V23L191 24H193V26H192V24L190 25V27L191 28H195L194 30H192V31H188V32H184L183 30L184 29H182V26L184 25L183 23H182ZM34 21H35V23H34ZM193 21V22H192ZM250 21H252L251 19H249L248 20V22H247V24L248 23H251ZM54 22L56 23L55 24V26L53 27V25H54ZM230 22H228V24L230 23ZM62 23V24H63ZM88 23V24H87ZM231 23L229 24V26H232L231 25ZM21 24V25H20ZM179 24H181V25H179ZM227 24V25H228ZM245 24L246 26H248V28L245 26V28H247V29H249V26L251 27V25L252 24ZM34 27H33V26ZM57 25V26H58ZM96 25V24H95ZM97 25V26H98ZM163 25V24H162ZM179 25V26H178ZM194 25L196 26V27H194ZM19 26H20V28L22 29H20L19 28ZM38 26V27H37ZM61 26V25H60ZM64 26V25H63ZM180 26H181V29H180ZM187 25H184L183 26V28H185ZM198 26V27H197ZM50 27V28H49ZM59 27V26H58ZM57 27V28H58ZM179 27V28H178ZM37 28H40V30L39 29H37ZM45 28V30H42V29H44ZM49 28V29H48ZM51 28V29H52ZM172 28H171V30H172ZM191 28H190V30H191ZM48 29V30H47ZM69 29V30H68ZM179 29V31H177ZM160 30H162V32L160 31ZM34 31V32H33ZM41 31V32H40ZM71 31V32H70ZM184 32L183 34L181 33V32ZM250 31H251V29H250ZM160 32V34L158 35V33ZM164 32V33H163ZM253 32V31H252ZM34 33V34H33ZM42 33H41V35H42ZM174 33V34H175ZM180 33H181V35H180ZM254 33V32H253ZM67 35V34H66ZM158 35V36H157ZM176 35V34H175ZM176 35V36H177ZM191 35H188V37H189V39L190 38H193V37H196V38H198L197 40H198V42L200 43V44H203L204 45V43L203 42H206V40H204L205 39V37H207V36H204V35H202L203 37H204V39H202V40H200L201 38H203V37H201V35H198V36H193V37H191ZM71 36V37H70ZM187 39H188V37H187V34H186V36H185ZM32 38V39H31ZM71 38V39H70ZM74 38V39H73ZM264 38V37H263ZM29 39V40H28ZM70 39V40H69ZM73 39V40H72ZM99 39V40H98ZM109 41H107V40ZM188 39V40H189ZM207 39V38H206ZM53 40V41H52ZM72 40V41H71ZM102 40V41H101ZM190 40H192V41H194V42H192V43H194V44H196V42H197V40L195 39V38H193V39H190ZM236 39H234V40H230V41H228L227 43H228V45L226 46L227 47V50H233V49H238L239 48V44L241 43V41L239 42V40H238V42H237V40L235 41ZM67 43H66V42ZM103 41H107V42H103ZM159 41V42H158ZM233 41V42H232ZM261 41H262V39H261ZM27 42V43H28ZM53 42V43H52ZM63 42V43H62ZM65 42V43H64ZM71 42V43H70ZM197 42V44L200 46V44ZM232 44H231V43ZM22 43H24L25 44V47L24 46H22L23 44ZM52 43V44H51ZM60 43H61V47H60ZM68 43H69V46H64V48L66 47V48H71L70 49V51L69 52H66L67 50H66V48L64 49L63 48V46L62 45H64V44H66V45H68ZM85 43H87V44H85ZM142 43H144V45L142 44ZM153 43V44H152ZM226 43V44H227ZM36 44H37V42H36ZM146 44H147V46H146ZM152 44V45H151ZM196 44V46H198ZM230 44V45H229ZM79 45V46H78ZM89 47H87V46ZM154 45H155V47H154ZM157 45V46H156ZM47 46H48V48H47ZM52 46H54V47H52ZM72 46V47H71ZM74 46V47H73ZM90 46H92V47H90ZM148 46H152L153 48H155V49H153L152 47H148ZM167 48H166V47ZM232 47V48H228V47ZM233 46H235V48L233 47ZM17 47V48H16ZM42 47H43V49H42ZM44 47L45 48H47V49H45V51L43 52V50H44ZM51 48V50H48V49H50ZM85 47H87L86 49H88V50H86V49H84ZM237 47V48H236ZM16 48V49H15ZM68 48V49H69ZM153 49V51H154V53H155V50L158 52H156L155 54L153 53V51H152V49ZM157 48H159V51H158V49ZM207 48V47H206ZM209 48V47H208ZM14 49V50H13ZM26 49H28V50H26ZM52 49L53 50H55V52H54V54H56L57 55V57L52 53H50V51L51 52H53L52 51ZM148 49L150 50L151 49V51H149L148 52ZM167 49V50H166ZM205 49V48H204ZM203 49V50H204ZM35 50H34V52H35ZM47 50L49 51V52H47ZM64 50V51H63ZM72 50V51H71ZM86 50V51H85ZM105 50H108L107 51V53H108V55L109 56H106L105 57V55L103 56L102 55V53H104L105 52ZM110 50V51H109ZM166 50V51H165ZM211 50L212 49H205L204 51H206V52H204L203 51V53H199V56L201 55H203L204 53H208V56H210L211 57V59H212V53H213V50H212V52H211ZM31 51H33V50H31ZM234 51V50H233ZM41 52H42V54H41ZM45 52H47L46 54H51V55H47V56H45L44 57V53ZM59 52H60V54H59ZM66 52L67 53V55H66V53L64 54V53ZM72 52H74L75 54H73L74 56H76V58H74V56L73 55H71V53ZM111 52H113V53H115V55H114V57H112V54L110 55V53ZM151 52V53H150ZM170 52H172L173 53V55H172V53H170ZM177 52V53H176ZM211 52V53H210ZM62 53H63V55H62ZM70 53V54H69ZM167 53H170L171 55L169 56V54H167ZM176 53V54H175ZM58 54L60 55V57L61 56H63L64 57V55H65V57H67V61L63 58V57H61L60 59H57L56 61L58 62V64L56 63V64H54V65H58L56 68H58V70H57V74H58V76H56V77H54V79L55 78H57V77H59V75H61V78L62 79H64V78H66V79H68L69 81H70V85H69V90H68V94L70 93V91L71 92H73L74 93V91L78 94V95H87V97H85V98H77V96H75V97H69L70 96V94L68 95V96H66V98H65V100L62 102V104L60 105V108H63V110H62V112H61V115H62V118L63 119H65L66 121H67V124H68V140H69V143L71 144V146L73 147V148H75L77 151H76V160L77 161H79V163L77 164V162H76V164H77V168H78V170L81 172V175L79 176V177H77L75 180L77 181L76 183H75V181L73 180L71 183L69 182V183H67V184H63V185H60V186H57L58 185V180H57V178H55V177H50V176H46L45 177V179L46 178H48L49 179V177L51 178V182H49V181H45V179H44V181H43V179H41V178H38V177H35L34 179H36V178H38L37 179V181L35 180V182H34V180H32V182H33V184H34V186L36 185V182H37V185L39 184V183H43V184H48L47 186H43V184L41 185V187H40V185H38V187H37V185L35 186V187H37V189L39 188V190H37L34 186H33V184H32V182H30V185L32 184V187H34L36 190H34L33 189V191L35 192H32V194L30 193L31 191H32V188H30V192H26L27 194L29 193L30 194V196H29V194H28V196L26 195V194H24L25 193V190L23 189V188H25V187H22V186H20L19 185V187H18V185L17 186H15V182H14V180H13V177H16L19 173L18 172H20V174H22V172L25 170L26 171V169H28L29 167L30 168H32L31 166H26L27 165V163L25 164L23 161H25V160H20L22 157H21V154H20V152L21 153H23L22 151H23V146L21 145V144H18L17 142H14V140H15V127H16V123H17V117H18V114H19V112L23 109V107L28 103V102H30V101H32V100H34V99H36L41 93H42V91H43V88L45 87V85H43L41 88H33L31 85H32V82H36L37 80H38V82L40 81V83L41 84H45V82L47 83V84H49V83H52V82H55V80L54 81H52L51 79H53V73H54V75H57V74H55V71H56V69H54V72L53 73H51V75H52V78H50L51 76L50 75H47V69L53 64V63H51V62H56L55 61V59L56 58H58ZM69 54V55H68ZM146 54H150L149 55V57H148V55H146ZM154 55V56H152V55ZM175 54V55H174ZM206 54H204V56H202L203 58H205L206 59V63L207 62H209L210 63V65L212 64V60H210V58H206ZM50 56H52L53 57V59H52V57H50ZM55 56V57H54ZM73 56V57H72ZM103 56V57H102ZM153 57V61H156V60H160V62H158L160 65H161V63H162V67H161V70H160V74L162 75V76H164L165 75V77L166 78H168V80H166V79H164L163 80V84H165L166 85V81L168 82L167 83V89L165 90V88H166V86L164 85V88H163V90H165V92L162 90V92L163 93H166L167 91H170L169 89L171 88V90H175L176 88H178V90L177 91H180V92H182L184 95H182V93H181V95H182V97L180 98V94H178V96H174L173 98L174 99H176V101H177V99H178V97H179V99L181 100H179L176 104H175V100H173V104H172V102H171V104L174 106V107H171V108H168V105L167 106H165V107H167V108H165L164 106H162L160 103V101H161V99L164 97L163 96V93L162 92H160L159 90H158V88H156L158 85H159V82H161V75L160 76H157V78H158V80L156 79V77L154 76V79H150V80H152V82H150V80H148V83H147V88L146 89H148V90H146V94H147V97H150V98H153V99H151V101H150V103H149V105L147 106V107H145L144 109L142 108V106H141V108L143 109V110H141V108H140V106L139 107H137L139 104L138 103H140V105H142V102L144 101V99H141V100H143V101H141L140 102V98L142 97V94H140L138 91H137V88L139 87L138 85H141L140 83L138 84V80H139V82H142V80L145 78L144 76L146 75V77L149 75V74H151V71H153V68L152 67H150V68H145L146 70H143V68H141L142 66H140V64L143 62V60H144V58H151L152 59V57ZM165 56V57H164ZM167 56V57H166ZM199 56L197 57H194V58H199ZM26 57H27V59H26ZM70 58V60H69V58ZM105 57V58H104ZM111 57H112V59H111ZM143 57V58H142ZM169 57H171L173 60H171V58L170 59H168V60H170V68H169V65H168V62H167V58H169ZM63 58V59H62ZM75 60H74V59ZM190 59H188L189 61H193L194 60V58L192 59V57H189ZM202 58V59H203ZM156 59V60H155ZM163 59H165V60H163ZM192 59V60H191ZM202 59H196L197 60V62L199 61V60H202ZM23 60H25V62L26 63H28L29 61V63H30V65L32 64L33 65V68H35L37 71H34V72H36V73H33L34 74V76H33V74L32 75H30L31 76V78L28 76V68L26 67V68H22L21 69V67H20V63H22V62H24ZM31 60H33L32 58H31ZM61 60H63L62 62L60 61V63H59V61ZM71 60H74L73 62L71 61ZM196 60H194V62L196 61ZM207 60H210V61H207ZM12 61V62H11ZM13 61H15L14 63H13ZM20 61V62H19ZM37 61V62H36ZM142 61V62H141ZM164 63H163V62ZM165 61H166V63H165ZM204 62H205V60H203ZM200 62V63H204V62ZM66 62V63H65ZM51 63V64H50ZM69 63V64H68ZM205 63V65H208L209 66V63H207L206 64ZM3 64H5V65H3ZM50 64V66L47 68V66ZM60 64V65H59ZM86 64H90L89 65V67L91 66V68H89V70H87L86 68H85V65ZM164 64V65H163ZM14 65V66H15ZM31 65V66H32ZM204 65V66H205ZM87 66V65H86ZM179 66V67H178ZM6 67V68H7ZM62 68V70L60 69V68ZM88 67V66H87ZM98 67V68H97ZM183 66H180V65H177L175 68H182ZM100 69V68H102V69H100V71L99 70H97V69ZM174 68V69H175ZM208 68V67H207ZM207 68H205L206 70H207ZM34 69V70H35ZM112 69L114 70V71H112ZM151 69V70H150ZM203 70L204 71V73H206L207 71L206 70ZM209 69V68H208ZM234 69H236V68H234ZM234 69L233 68H231L230 70H231V72L229 71V76H231V74H232V70L234 71ZM7 70V69H6ZM17 70H18V72H17ZM60 70V71H59ZM98 72H97V71ZM103 70H107V71H112V72H116L115 73V75L117 76V77H115L112 81H111V83H109L110 85V87L107 89V88H105L104 90L102 89V91L100 90V91H91V90H94V88H92V87H94V85H96L95 83H98L100 80H101V75L104 77V76H106V71H105V75H103V73L102 72H104ZM148 70H150V71H148ZM144 71H147V72H149V74H147V72H144ZM162 71V72H161ZM164 71H166V73L164 72ZM168 71H170L169 73H168ZM171 71H173V72H171ZM174 71H176V73L174 72ZM206 71V72H205ZM7 72V71H6ZM61 72V73H60ZM101 72V73H100ZM143 72V73H142ZM165 74H164V73ZM13 73V74H12ZM16 73V74H15ZM109 73V72H108ZM144 73H145V75H144ZM171 73H175V74H171ZM178 73V74H177ZM237 73V74H236ZM238 73H241L240 71H238V68L236 69V71L232 74V76H231V78H228L229 79V81H228V79H227V81H228V83L226 84L225 82L223 83L225 86L224 87H222L223 88V91L225 92V91H227V88L229 87V86H232V92L230 91L231 89V87H229V89H228V91H227V93L228 92H230V93H233L234 92V90L235 91H237V85H238V89H242V87L241 86H246V88L245 87H243V88H245V90L244 91H242L243 92V94H245V91H246V93H250V91L248 90V88H247V84H245V85H243L245 82V78H246V76L244 75V76H240V75H242V74H238ZM10 76H8V75ZM65 76L64 78H63V75ZM101 74V75H100ZM141 74H143L142 75V78L143 79H141L140 80V77L139 76H141ZM168 74V75H167ZM5 75V76H4ZM12 75H14L15 77H13ZM17 75V76H16ZM173 77H172V76ZM236 75H238L239 77H241L242 78V80H244V81H242V82H240V80L239 79H236V78H239V77H237ZM33 76V77H32ZM50 76V77H49ZM150 76V75H149ZM168 76V77H167ZM7 77H9V78H7ZM102 77V78H103ZM160 77V78H159ZM164 77V78H165ZM171 79H170V78ZM175 77H177V79L175 80ZM243 77H245V78H243ZM49 78H50V80H49ZM105 78V77H104ZM240 78V79H241ZM248 78V77H247ZM247 78H246V80H247ZM58 79V78H57ZM156 79V80H155ZM234 79H236V81L238 80L240 83H242L241 85H239V83H237V85L234 83V82H236ZM3 80V81H2ZM36 80V81H35ZM58 80H61L60 79V77H59V79ZM58 80H56V81H58ZM99 80V81H98ZM104 79H102V81H103ZM231 80H234V82L233 81H231ZM13 81H14V84H13ZM43 83H42V82ZM49 81H52V82H49ZM175 81V82H174ZM232 82V84H235L234 86L233 85H228V84H231V83H229V82ZM158 82V83H157ZM178 82V83H177ZM244 82V83H243ZM247 82V81H246ZM177 84V87H176V84ZM211 83H213V81H211ZM15 84L17 85H19V84H22L23 85V88L22 89H16V90H18V91H16L15 90V92L16 93H14L15 95H13V92H11V90H12V85L13 86H15ZM91 84H94L93 86H91ZM138 84V85H137ZM158 84V85H157ZM175 84V85H174ZM210 83H208L207 85H209ZM24 85H26V87H24ZM172 85V86H171ZM178 85H181V87L180 86H178ZM184 85V86H183ZM228 85V86H227ZM91 86V89L89 88ZM137 86V87H136ZM223 86V85H222ZM174 87H176V88H174ZM180 87V88H179ZM183 87H185L184 88V90H183ZM234 87V88H233ZM134 88V89H133ZM135 88H136V91L137 92H134L135 91ZM172 88H174V89H172ZM225 88V89H224ZM236 88V89H235ZM90 89V90H89ZM121 89H125V90H133L132 92L133 93H139V94H137V95H139V97H140V95H141V97L139 98V97H135V99H133L134 98V94L133 93H130L131 94V96L133 95V97H131V99H133L132 101L131 100H128L127 102L126 101H124L123 99H124V97L126 96V95H124V92L123 91H121ZM240 89V90H241ZM8 90H9V92H8ZM74 90V91H73ZM175 90V91H176ZM182 90V91H181ZM249 92H248V91ZM84 91H86V93L88 92H90L89 94H85V92ZM176 91V92H177ZM78 92H80V94L78 93ZM83 92V93H82ZM99 93L98 95L100 96V99H102L103 97V99H105L106 97H108V98H106L105 99V107H106V110H105V112H103V113H105V114H103V118H102V121H103V124H104V120H107V122L105 121V124L103 125V126H93V128H92V131H93V129L95 130V135L92 137V135H91V137L89 136V138L87 137H84V139L81 137L82 136V134L84 133L83 131H85L84 129H88V127H86V126H82V125H78V126H76L77 124H78V122H79V120L81 119V120H85L84 118L85 117H90L88 114H90L89 112L91 111V109H92V106H94V109H92V111H95V106H96V102L97 101H89V97H90V94L92 95V97H94L96 94L95 93ZM100 92H101V95H100ZM112 92V93H111ZM130 92V91H129ZM179 92V93H180ZM12 93V95H10V94ZM82 93V94H81ZM93 93H94V95H93ZM112 95H111V94ZM227 93H223L224 95L223 96H225V95H227ZM237 93V92H236ZM146 94H143V98H144V95H146ZM177 94V93H176ZM195 94V93H194ZM201 94V93H200ZM247 94V96L249 97L250 95H252L251 93L248 95ZM9 95H10V97H9ZM89 95V96H88ZM137 95H135V96H137ZM199 95V94H198ZM246 95V94H245ZM11 96H12V98H11ZM16 96V98H14V97ZM97 96V95H96ZM98 96V97H99ZM124 96V97H123ZM183 96H184V99H182L183 98ZM204 96H206L207 97V95H201V97H203V98H199L200 97V95H199V97L198 96H195L194 95V98L196 99V101H194V102H191V100H190V102L191 103H189V105L188 106H190L189 107V109L192 107L193 108V106H192V103H193V105H194V103H197L198 102V100L199 99H205V97ZM219 97V99L221 98V99H223L224 97ZM232 96H234V95H232ZM23 97H29L28 99V102H23L22 101V98ZM79 97V96H78ZM92 97H90V98H92ZM146 97V96H145ZM177 97V98H176ZM198 97V98H197ZM69 98V99H68ZM213 98V97H212ZM215 98H218V97H215ZM10 99H9V101H10ZM99 99V98H98ZM109 99V101L107 102V100ZM119 99L121 100V101H124V103L125 104H123V108H121L120 107V113H118L119 115H118V117H117V114H116V110H117V108H116V110H115V107H116V100H118V102H119ZM136 99H138V100H136ZM195 99H193V100H195ZM198 99V100H197ZM218 99V100H219ZM220 99V100H221ZM5 100L3 101V102H5ZM192 100V101H193ZM217 100V99H216ZM216 100H214V101H216ZM217 100V101H218ZM219 100V101H220ZM8 101V100H7ZM129 101H131V102H129ZM175 101V102H174ZM185 101V102H184ZM216 101V102H217ZM218 101V102H219ZM91 102L92 103H94L93 105L91 104ZM129 102V103H128ZM181 102H184V103H182L181 105H180V103ZM2 103V102H1ZM0 103V104H1ZM212 103L214 104V102L212 101ZM106 104H107V106H106ZM138 104V105H137ZM171 104H170V106H171ZM175 104V105H174ZM217 103H215V105H216ZM160 105L162 106V108L164 107V109H162L161 107H160ZM185 106V107H188V106ZM196 105V104H195ZM194 105V106H195ZM125 106L127 107V109L125 108ZM206 107H208V106H205V108L203 107V108H201L199 111H197L196 110V113H192V114H196V115H192V117H189V119L187 120V117L186 118H184L183 119V121L186 119V121L184 122V123H186L187 121H189L191 118H194L195 116V118L194 119H191L188 123H186V125L188 124L189 125V123L191 122V121H193V120H199V116L201 117L200 118V120L201 121H203V118L202 117H204V115L206 116V114L208 113V110H209V107L208 108H206ZM89 108V109H88ZM125 108V109H124ZM159 108V109H158ZM174 108H178L179 110L177 111V109H174ZM184 108V107H183ZM114 109V110H113ZM124 109V110H123ZM129 109V110H128ZM158 109V110H157ZM166 109H172V110H170L171 111V114L170 113H168V111L169 110H166ZM202 109H203V111H205V112H202ZM205 109H208V110H205ZM60 110V109H59ZM60 110V111H61ZM90 110V111H89ZM113 110V112H112V114L110 113L111 111ZM124 111V113L125 114H121V113H123V111ZM126 110H128V111H126ZM152 112H151V111ZM165 112H164V111ZM222 110V109H221ZM86 111H88V114H87V112ZM126 111V112H125ZM130 111H131V113H132V115H135V117H132L131 116V113H130ZM162 111H163V118H162ZM167 111V112H166ZM175 111H176V113H175ZM200 111H201V113H200ZM207 111V112H206ZM84 112H86V115L87 116H85V114H84ZM173 112V113H172ZM63 113V114H62ZM94 113V112H93ZM92 112H91V114L90 115H92L93 114ZM113 113H115V114H113ZM151 113V114H150ZM164 113H166V114H164ZM175 113V114H174ZM204 113V114H203ZM218 114H219V112H218ZM223 112L222 113H220L219 114V116L221 115V119L219 118V119H216V117H215V119L216 120H214L213 118H212V120H214V121H211V120H208L207 121V123L209 122V121H211V123H210V125H212V122L214 123V125H216L218 122H220V121H222V118H223ZM84 115V116H83ZM105 115V116H104ZM113 115V116H112ZM114 115H116V117L114 116ZM130 115V116H129ZM164 115H165V117L166 118H164ZM121 116H122V118H124V119H129L130 117H132V118H135V119H137V121L139 120L140 121V123H138V122H135L136 120H132V118L130 119V121H132V125L131 126H133V125H137L134 129L130 126L127 130H123V129H121L120 130V122H119V124H118V121H120V118H121ZM128 116V117H127ZM151 116V118L150 119H152V117H154V119H152V121H150V119H149V117ZM218 116V117H219ZM106 117V118H105ZM115 117V118H114ZM174 117V116H173ZM217 117V118H218ZM105 118V119H104ZM112 118V119H111ZM121 118V121L123 120ZM206 118V117H205ZM87 119V118H86ZM110 119V121L111 120H113V121H115V119H117V126L119 125V130H118V127L114 124L115 122H109L108 120ZM119 119V120H118ZM80 120V121H81ZM198 120L196 121L197 123L196 124H198V125H196V124H194L193 126H188V129H190V130H188L186 133H187V135L186 136H188L189 138H192L193 139V137H194V141L193 142H196L197 144H199L200 142L201 143H203L202 141H204L205 140V138H206V136L209 138H206L208 141L207 142H205V144H207V147L210 145V140H212V138L215 140V142H217V140H218V138H214V137H217L214 133V135H212V132H204V131H201L200 130V127H199V123H198ZM199 120V121H200ZM219 120V121H218ZM78 121V122H77ZM133 121L135 122V124L133 123ZM156 121V122H155ZM182 121V122H183ZM200 121V122H201ZM216 121H218V122H216ZM76 122H77V124H76ZM109 122V123H108ZM107 123V124H106ZM113 123V124H112ZM137 123V124H136ZM209 123H208V125H209ZM216 123V124H215ZM221 123V122H220ZM220 123H218V125H220ZM108 124L110 125V126H108ZM105 125H107V127L105 126ZM112 125V126H111ZM113 125H114V127H113ZM82 126V127H81ZM117 128H116V127ZM157 126H158V124H157ZM196 126V130H198V131H195V127ZM85 127V128H84ZM102 127H104V128H102ZM153 127H155V126H153ZM191 127V128H190ZM211 127H213V126H211ZM111 128V129H110ZM112 129H116L115 131H118V133L119 134H121L122 132H123V134L124 135H119L117 132H115L114 130H112ZM130 129H133V130H130ZM169 130H170V128H168ZM168 129L167 128H165V129H162L161 130V128H160V130L157 132V138L158 139H160V141L161 140H164L163 142H165V139L163 138V137H165L164 135H166V137H167V135H169V137H167V143L165 144V143H163L164 145H163V148H165V145L167 146V150H170L171 151V149H169V148H172V150L174 149H177V151L179 150L178 148H180V146L179 145H181L180 144V140H178V138H176V137H174L173 136V138H172V136H170V134H168V133H170L171 132V130H170V132H168L167 133V131H168ZM73 130H75L74 132H73ZM120 131H122L121 133H120ZM127 131V132H126ZM201 131V132H200ZM81 132H83V133H81ZM126 132V133H125ZM197 132L199 133V134H197ZM202 133H203V135H204V133H205V135H204V140L203 139H201V141H200V136H202ZM81 134V135H80ZM93 134V133H92ZM189 134V135H188ZM201 134V135H200ZM207 134V135H206ZM158 135H159V137H158ZM192 135V136H191ZM197 135H200V136H197ZM209 135H212L213 137H211V136H209ZM81 137L82 139L80 140V142L82 143H79V140H77L78 138L77 137ZM119 136H122V138H120ZM162 136V137H161ZM123 137H126L125 139H124V142H123V140H121V139H123ZM161 137V138H160ZM198 137V138H197ZM77 138V139H76ZM149 138V139H148ZM197 138V139H196ZM202 138V137H201ZM230 138V137H229ZM228 138V139H229ZM74 139V140H73ZM83 140V141H82ZM197 140H199V141H197ZM214 140H212V142L213 143H211L212 144V146H213V144H214V147H217L218 145H220V147L219 148H222L223 149V147L225 148V145H226V147H229V145H228V140L226 139V140H222L221 141V143L223 144L224 143V146L222 147L221 146V143H220V141H218L217 142V146L215 145L216 143L214 142ZM73 141H78V142H76V143H73ZM121 141V142H120ZM126 141H128L127 142V144H126ZM224 141H226L227 142V144H225L226 142H224ZM199 142V143H198ZM123 143H124V147H123ZM196 143H194V144H196ZM200 143V144H201ZM209 143V144H208ZM229 143H232V140H231V138H230V142ZM81 144V145H80ZM125 144H126V146L127 147H125ZM149 145H150V143H149ZM204 145V144H203ZM211 146V145H210ZM173 147H176V148H173ZM166 149V148H165ZM227 149V148H226ZM226 149H224V150H226ZM125 150H128V151H125ZM173 150V151H174ZM125 151V152H124ZM227 152H225V153H227V155H225L224 154V158L223 159H221V161L220 162H224V161H226V159H229L228 158V155H229V157H231V151H228V149L226 150ZM228 152H231V153H228ZM120 153H122V155L120 154ZM125 155H127V156H125L124 157V154ZM19 154H20V156H19ZM120 155L122 156V157H120ZM78 156H80V158L81 157H84V156H87V159L85 160H83V158H78ZM119 157L120 158H125V160L123 161V162H121V164L119 165V166H117V167H115V170L116 169H118V170H116L117 172H115V171H113V172H111V174L112 175H109L108 177H107V181L106 182H108L109 183V185L111 184V183H113V184H116L117 185V183H115L114 181H116V180H118L119 179V177H120V179L123 181H121L120 179V181H121V185L120 186H122V187H120V189H121V192H120V190L119 191H117V192H120V193H115L116 194V196L117 197H112V198H114L115 200L113 201V200H111L110 202H113V203H111V204H109L110 202H109V198H107V200H108V202L109 203H106L107 202V200L106 201H103V205H100L101 207V209H102V207L103 208H105L106 206H104L105 205V203H106V205H107V207L105 208V211L107 210V212H106V217L108 218V222H106V223H108V225L106 224V223H104L106 220H107V218L106 217H101V220H102V218H104L103 220H104V224H105V226H106V228L104 229L105 231H103L104 233L102 234L101 233V235L98 237L97 236V239H93V241H91V240H88L87 239V237L86 236H84V233L82 232H78V231H81L80 229L81 228H84V229H88V228H92V227H95L96 226V223L99 225V221H100V218L99 219H97L98 220V222H97V220L96 219H92V218H95V217H93L92 215L90 216V213H91V211H90V213H89V211L87 212V209L89 210V204L90 203H92L93 202V200H94V195H97V194H99L98 192H95V191H93L94 189H95V186L93 187L91 184H93V183H91V181H89V178L91 179L92 177H94L95 176V170L96 169H94V166L93 165H96V163L98 162V164H102V160H100V159H103V163H105V165L103 166L102 165V167H105L107 164V166H106V168H110V167H112L113 168V165H115L114 164V162L116 163V160L117 159H119ZM225 157H227V158H225ZM79 159V160H78ZM177 159V158H176ZM179 159V158H178ZM178 159H177V161H178ZM225 159V160H224ZM82 160H83V162H82ZM99 160V161H98ZM180 160V159H179ZM223 160V161H222ZM173 161H176V160H173ZM180 161H182V160H180ZM26 162V161H25ZM95 162V163H94ZM23 163L25 164V166L23 165ZM123 163V164H122ZM173 163V162H172ZM178 163V162H177ZM176 162H175V165L177 164ZM180 163V162H179ZM179 163L177 164V165H179ZM214 163V162H213ZM212 163V164H213ZM22 164V165H21ZM81 164V166H79ZM93 164V165H92ZM19 165H21V167H23V168H21L20 169V171H19ZM99 166V167H98ZM97 167L98 168H102L100 165H97ZM26 168V169H25ZM29 168V169H30ZM154 168H155V171H154ZM114 169V168H113ZM156 170H157V172H156ZM156 172V173H154V172ZM153 172V173H152ZM24 173V172H23ZM116 173V174H115ZM176 174V173H175ZM171 175V174H170ZM168 175L167 177L165 176L164 177V180H161V182L165 185V183L166 182H168V178L170 177H173V178H171V180L174 182V181H176L175 180V178L176 179H180V178H178L179 176L178 175H180L179 173H177L176 175L178 176H175V175ZM223 175V174H222ZM221 175V176H222ZM152 176V175H151ZM158 176V175H157ZM162 175H159L158 176V178H159V181H160V177H161ZM175 176V177H174ZM225 177H226V175H225ZM162 178H163V176H162ZM167 178V179H166ZM222 178H223V176H222ZM41 179V180H40ZM88 179V180H87ZM165 179L167 180V181H165ZM40 182H39V181ZM47 180V179H46ZM171 180H169V181H171ZM53 181V182H52ZM78 181L81 183H78ZM120 181H119V184H120ZM146 181V182H145ZM165 181V182H164ZM39 182V183H38ZM45 182V183H44ZM83 182H86V187L89 185H91L90 187H92V189L88 186V189L86 188V187H84V185H85V183H83ZM87 182L89 183L90 182V184H87ZM105 182V183H106ZM146 184H145V183ZM149 182V183H148ZM51 183V184H50ZM108 183H107V185L105 186V188L106 187H108V188H111V186H108ZM162 183H160L161 185H162ZM70 184H76V186H82L83 188H85V189H87L86 191L88 192L90 189L94 192V193H96V194H91V193H93V192H91L90 193V191H89V193L86 195V196H83L81 199H82V201L84 202L83 203V205H80V206H74V205H71L72 206V208L73 207H75V209L73 208H71V206H68V204L71 202V200H72V198L75 196L74 194H75V187L72 185H70ZM80 184V185H79ZM84 184V185H83ZM140 184V185H139ZM170 184H171V186H172V182H168L165 186H167V188H170L171 186H170ZM29 185V187H31ZM52 185V186H51ZM94 185V184H93ZM112 185V184H111ZM80 186V187H81ZM114 186V185H113ZM147 186V187H146ZM155 186H157L156 184L154 185V186H152V188L153 187H155ZM164 186V187H165ZM17 187V188H16ZM20 187H22L21 189H20ZM42 187H44L43 189H42ZM51 187V188H50ZM71 187H74V188H71ZM14 188H15V190H14ZM46 188V189H45ZM107 188V189H108ZM24 190V192H23V190ZM49 189L51 190V192L49 193V196H50V198H49V196L48 197H46V195H48V193H46V192H49ZM14 190V191H13ZM42 191V194H40L41 193V191ZM104 190H106V189H104ZM167 190V189H166ZM37 191L39 192V194L40 195H38V193H37ZM43 191H44V195L45 196H43ZM97 191V190H96ZM14 192V193H13ZM10 193V194H9ZM34 193V194H33ZM104 193V192H103ZM74 196H73V195ZM100 194H102V193H100ZM99 194V195H100ZM7 195H8V197H7ZM31 195H32V197H31ZM36 195H38V196H41V197H38V199L40 200V198L42 199V200H37V197L35 198V196ZM90 195V196H89ZM93 195V196H92ZM127 196V197H125V196ZM25 196V197H24ZM73 196V197H72ZM89 196V197H88ZM98 196V195H97ZM115 196V195H114ZM123 196V197H122ZM20 197V198H19ZM85 197V201H84V198ZM90 197H93L92 199L90 198ZM122 198V201L123 202H121V198ZM124 197H125V199H124ZM135 197V198H134ZM45 198H47V201L45 202L44 200H46ZM49 198V199H48ZM87 198H89V199H91V200H89V199H87ZM112 198H110V199H112ZM127 198H128V200H127ZM134 198V200H132V201H135V199L137 200V204H136V206L137 205H139L137 208H136V206L133 204L132 206H134L135 207V209L136 210H134V209H131L130 208V206H131V204H132V201L130 202V200L131 199H133ZM4 199V200H3ZM96 199V198H95ZM37 200V201H36ZM88 200H89V202H88ZM125 200H127L128 202H125ZM32 202V203H31ZM34 202H36L35 204H39V205H37L39 208H40V210H38L39 208L36 206V205H34V206H36V207H34L33 206V204H34ZM39 202H41L42 204L40 205V203ZM45 202V204H43ZM85 202H87V203H85ZM105 202V203H104ZM31 203V204H30ZM68 203V204H67ZM122 203H124V204H122ZM71 204V203H70ZM69 204V205H70ZM88 206V208L86 207L85 208V206L86 205ZM126 204V205H125ZM156 204V205H155ZM5 205V206H4ZM153 205H154V207H153ZM65 206H66V208H65ZM126 206H129V212H127V207ZM150 206H152V207H150ZM2 207V208H1ZM67 207H70L71 209H69V208H67ZM82 207H84V208H82ZM34 208H36V209H34ZM66 209V211H65V209ZM77 208V209H76ZM79 208H80V211H79ZM81 208H82V210H81ZM151 208V209H150ZM9 209V210H8ZM83 209H85L84 211H83ZM101 209H100V211H101ZM70 211V213H69V211ZM75 210L77 211L78 210V214H75L76 212H75ZM103 210V209H102ZM15 211V212H14ZM74 213H73V212ZM104 210H103V212H105ZM0 212V213H1ZM14 212V213H13ZM64 212H66V213H64ZM72 212V213H71ZM82 212H83V215L84 214H86L85 216H82V219H84V218H86V217H88L87 219H84L85 220V223H83L84 221L83 220H81V222L83 223H81L82 224V226L81 225H79V220L77 219V217H75V215H79L80 216V214L79 213H81V215H82ZM85 212V213H84ZM87 212V213H86ZM102 212V211H101ZM11 213V214H10ZM22 213H27L26 214V216H28L27 218L24 216L25 214H21ZM68 213V214H67ZM65 214H66V216H65ZM71 214V215H70ZM75 214V215H74ZM88 214H89V216L91 217H89L88 216ZM177 214H179L178 216H176ZM11 215V216H10ZM19 215H21V216H19ZM33 215H35V217H36V219H33V218H35ZM70 215V216H69ZM74 215V217H73V219H72V217L71 216H73ZM102 215H104L103 213H102ZM10 216V217H9ZM17 216V217H16ZM69 216V218H65V217H68ZM142 216H143V213H142ZM161 215H157L155 218H157L156 220H155V222H157V220H158V223L160 222V220L158 219L159 217H160ZM177 218H179V224L183 221V219L185 218V217H187L186 216V214H185V212L184 211H180V212H176L175 213V215H174V217H173V219L175 218V219H177ZM22 217H25V218H22ZM84 217V218H83ZM181 217V218H180ZM14 218V219H13ZM15 218L17 219V220H15ZM63 218H65L64 219V223H63ZM106 218V219H105ZM161 218V217H160ZM37 219H38V221H37ZM70 219V220H69ZM74 220L75 222H76V219L78 220L75 224H74V222L72 221V220ZM68 220L71 222V223H73V227L70 225V224H68V223H70V222H68ZM182 220V221H181ZM187 219L185 218L184 219V221H186ZM9 221V220H8ZM35 221V222H34ZM37 221V222H36ZM176 221H178V220H176ZM183 221V222H184ZM66 222H68V223H66ZM119 222V223H118ZM68 224L67 226H66V224ZM158 223H156L157 225H158ZM16 224H17V226H16ZM61 224H63V225H61ZM184 224H185V222H184ZM66 227H65V226ZM76 225H78L77 227H81L77 232L79 233V235L80 236H78V233L76 232V229L75 228H77V227H74V226H76ZM131 225H132V227H131ZM182 227L184 226V225H182V224H180ZM7 227L8 229H9V231L7 230V229H5V227ZM61 226H64V227H61ZM180 226V229L182 228ZM70 227L72 228V230L70 229ZM87 227V228H86ZM114 227H117V229L114 231ZM135 227V228H134ZM140 227V228H139ZM4 228V229H3ZM46 228V229H45ZM62 228V229H61ZM64 228H67L66 230L64 229ZM73 228H74V230H75V234H74V231H73ZM136 228H139V229H136ZM2 229V230H1ZM13 229V230H12ZM44 229H45V231H44ZM64 229V232L65 233H68V230L70 231L68 234H70V235H72V233H73V236H70L69 235V240H67L68 238H66L65 237V233L62 231ZM94 229V228H93ZM131 229V230H130ZM133 229H135L134 231H133ZM5 230V231H4ZM6 230H7V232H6ZM12 230V231H11ZM43 232V235L41 234V231ZM47 230V231H46ZM89 230V229H88ZM3 231V232H2ZM73 231V232H72ZM83 231V230H82ZM130 231H131V233L132 232H134V233H132L133 235H132V237H131V239H133V240H130L129 238H130V236H127V235H130ZM44 232H46L45 234H44ZM72 232V233H71ZM129 232V233H128ZM8 233V234H7ZM2 234V235H1ZM5 234V235H4ZM68 234H66V236L68 235ZM83 234V235H82ZM4 235V236H3ZM54 235H58V238L57 237H55ZM75 235V236H74ZM3 236V237H2ZM54 236V237H53ZM59 236H60V238H59ZM77 236V237H76ZM139 236V237H138ZM43 237V238H42ZM64 237V238H63ZM128 237V238H127ZM54 238H57V239H54ZM42 239V240H41ZM46 239V241H47V243L49 242L48 240H52V241H50L51 243H53V248L51 247L52 245H51V243L49 242V244L51 245H49L48 246V244H46L45 242H44V240ZM54 239V240H53ZM59 239V240H58ZM98 239H100V241L98 240ZM55 240H57L58 241V243H56L57 241H55ZM60 240H62V241H60ZM130 240V241H129ZM184 240V239H183ZM186 240V239H185ZM54 241H55V244H57V245H55L54 244ZM60 241V242H59ZM66 243H65V242ZM95 241V242H94ZM182 241V240H181ZM61 242H63V244L61 243ZM93 242V243H92ZM99 242H101V243H99ZM62 244V247H61V244ZM65 243V244H64ZM93 245H92V244ZM78 244H80V247H77V245ZM137 244V243H136ZM135 244V245H136ZM59 245H60V247H59ZM99 245V246H100ZM169 245V247H172V245H170V244H168ZM167 245V246H168ZM55 246V247H54ZM133 246V245H132ZM58 247V248H57ZM132 248H134V249H132ZM138 249H140V247L138 248ZM137 249V252L139 251ZM167 249H168V247H167ZM170 249H172L171 250V252H172V254L174 255H176V253H174V252H176V247H175V250H174V247L173 248H170ZM38 250V251H37ZM46 250H48L47 252H44V251H46ZM54 252V254L55 255H57L58 257H60L62 260H59L60 261V263H59V261L57 260V262L55 261L56 259H55V257H57V256H55V255H51V252L52 251ZM169 250V249H168ZM177 250H178V248H177ZM41 251H43L44 253H47L46 255H48V256H52V258H48L47 259V262H45V261H43L42 260V256L43 255H45L44 253H41ZM51 251V252H50ZM170 251V250H169ZM174 251V252H173ZM37 252V253H41V257L39 256V254L38 255H36L35 253ZM48 252H49V254H48ZM35 254V255H34ZM53 254V253H52ZM47 256V257H48ZM53 256H55V257H53ZM39 257H40V259H39ZM54 258V259H53ZM50 259H51V261H50ZM57 259H59V258H57ZM88 261V262H87ZM45 262V263H44ZM49 262V263H48ZM54 262V263H53ZM56 262V263H55Z\"/></svg>",
    "mask_w": 264,
    "mask_h": 264
},
{
    "label": "clouds",
    "instance_id": "obj_3",
    "mask_svg": "<svg viewBox=\"0 0 264 264\" xmlns=\"http://www.w3.org/2000/svg\"><path fill=\"white\" fill-rule=\"evenodd\" d=\"M99 13L110 27L123 18L130 0H98ZM85 21L83 11L72 17V27L78 30ZM70 81L61 79L46 84L42 93L19 112L15 139L23 146V157L34 175L40 172L58 180V185L72 182L81 175L76 164V149L68 140V124L59 110L65 100ZM75 130H73L74 132Z\"/></svg>",
    "mask_w": 264,
    "mask_h": 264
}]
</instances>
